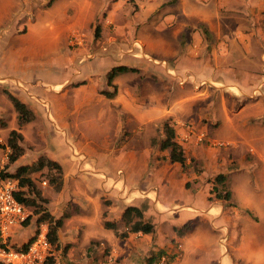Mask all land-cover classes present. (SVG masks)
Segmentation results:
<instances>
[{
    "label": "rangeland",
    "instance_id": "1",
    "mask_svg": "<svg viewBox=\"0 0 264 264\" xmlns=\"http://www.w3.org/2000/svg\"><path fill=\"white\" fill-rule=\"evenodd\" d=\"M120 64L135 71L117 74L107 98L105 74ZM10 74L0 143L15 129L25 161L50 156L62 170L58 190L45 168L30 175L47 210L69 215L54 264H159L158 252L169 264H264V0H0V76ZM163 122L183 166L159 148ZM217 173L227 201L210 193ZM128 205L151 233L118 235ZM30 211L10 246L38 232ZM99 216L115 223L102 229L110 241L86 234Z\"/></svg>",
    "mask_w": 264,
    "mask_h": 264
},
{
    "label": "trees",
    "instance_id": "2",
    "mask_svg": "<svg viewBox=\"0 0 264 264\" xmlns=\"http://www.w3.org/2000/svg\"><path fill=\"white\" fill-rule=\"evenodd\" d=\"M135 71L134 67H129L123 64L115 65L110 67L106 74V83L111 86V90H102L100 93L107 97L112 98L115 93V85L112 84L114 77L122 72ZM7 98L10 100L11 105L16 113V120L19 125L29 122L32 119L31 111L25 106V104L14 97L9 92L4 91ZM0 124L4 125V122L0 120ZM163 137L159 142V148L161 150H168V159L170 162L177 163L180 166L185 164V155L183 153V148L181 144L176 139L173 128L168 122H163L162 124ZM0 148H7V153L5 156V162L0 167V179L11 178L16 181V190L13 192L14 198L26 208H31L30 213L35 216L34 223L38 226L39 223L46 224V239L49 244L48 254L45 259L40 264H54L55 254L54 251H59L62 257L65 258V252L67 249V244L61 246L58 240V230L62 225L64 218L68 216L66 213H62L58 217H54L47 208L43 205L46 203V199L41 195L39 188L36 186L34 180L30 177L32 173L39 172L43 168L46 169L48 173V183L53 184L55 190H58L61 184V174L62 170L60 165L47 157L39 156L30 164H21L12 170H9L11 164L23 153L22 146V136L15 130L11 129L7 133L4 143H0ZM224 175L222 173H217L214 175L212 181L218 185L212 184L210 193L213 194V198L227 201L229 199V191L222 190ZM211 200L210 197L207 198ZM30 219L29 216L24 220V224L28 223ZM121 221L124 223L126 230L118 234L120 237H125L129 233H141L149 234L153 231V225L145 220H142V211L139 207L134 205H128L123 208L120 215ZM104 228H114L115 223L109 220H103ZM36 229L32 236H30L26 242L19 246L9 245L17 250H25L28 244L33 240ZM162 252H158L155 257L161 256ZM153 260V256L147 259L148 263ZM62 264H83L74 263L71 261H65ZM96 264V263H94Z\"/></svg>",
    "mask_w": 264,
    "mask_h": 264
},
{
    "label": "built area",
    "instance_id": "3",
    "mask_svg": "<svg viewBox=\"0 0 264 264\" xmlns=\"http://www.w3.org/2000/svg\"><path fill=\"white\" fill-rule=\"evenodd\" d=\"M15 190L14 179H0V264H40L49 249L43 223L38 224V232L25 250H17L7 244L9 230L22 224L27 217L25 208L13 196ZM158 261L159 264H169L164 254Z\"/></svg>",
    "mask_w": 264,
    "mask_h": 264
},
{
    "label": "crops",
    "instance_id": "4",
    "mask_svg": "<svg viewBox=\"0 0 264 264\" xmlns=\"http://www.w3.org/2000/svg\"><path fill=\"white\" fill-rule=\"evenodd\" d=\"M194 8L195 9H193L192 11H193V15H194V17H195V19H197L199 22H203V23H205L204 21V16H203V13H202V11L199 13L198 11H197V8H198V5H196V6H194ZM200 9V8H199ZM191 11V12H192ZM191 12H189V13H191ZM10 77H13V78H15L16 80H18L14 75H12V74H10V75H3V76H0V80H3V81H7L8 80V78H10ZM18 82V81H17ZM23 102V101H22ZM28 107H29V105H28ZM30 108V107H29ZM15 117H16V113H15ZM1 143H4V141L3 142H1ZM5 149H7V148H5ZM7 153V152H6ZM5 156H6V154H5ZM39 157V156H38ZM47 157V156H46ZM50 157V156H49ZM48 157V158H49ZM35 159H37V157L36 158H33L31 161H25L24 160V156H23V154L22 155H20L12 164H11V166H10V170H12V169H14L15 167H17L18 165H21V164H30L31 162H33ZM49 159H51V160H53L52 159V157H50ZM57 162V161H56ZM49 211V210H48ZM50 212V211H49ZM54 217H58V216H60L61 214H58V213H56V212H50ZM102 213V212H101ZM101 216H102V214H100ZM120 215H121V213H120ZM69 216V215H68ZM67 216V217H68ZM83 217L81 218V221H83L82 222V224L84 225V226H87L88 224L87 223H89V221H90V217H91V214L90 215H82ZM101 216H99L100 218H98V219H96L95 220V224H94V228H92L93 230H90L91 228L90 227H88V233H86L87 235H88V237H89V239H91V240H93V239H100V240H102V239H104V241H110V235H109V233H104V232H102V229H106V228H104L103 227V220H102V218H101ZM70 217L71 218H74V217H78V216H76L75 215V213H73V214H71L70 215ZM95 219V218H94ZM104 220H109V219H104ZM110 221V220H109ZM43 225L46 227V224L45 223H43ZM62 226H63V222H62V225H61V227L59 228V230H58V240H59V243L62 245V243H61V236H62V231H61V228H62ZM18 226H15V227H12L10 230H9V234H8V237L9 236H11L13 233H14V231L16 230V228H17ZM106 230H109V229H106ZM110 231V230H109ZM138 233V232H137ZM144 235H147V234H144ZM63 245H64V243H63Z\"/></svg>",
    "mask_w": 264,
    "mask_h": 264
}]
</instances>
